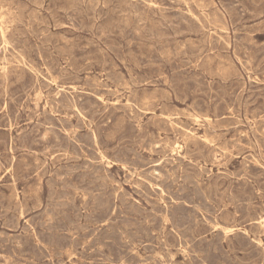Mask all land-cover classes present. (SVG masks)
<instances>
[{"label": "rangeland", "instance_id": "374dc122", "mask_svg": "<svg viewBox=\"0 0 264 264\" xmlns=\"http://www.w3.org/2000/svg\"><path fill=\"white\" fill-rule=\"evenodd\" d=\"M0 264H264V0H0Z\"/></svg>", "mask_w": 264, "mask_h": 264}, {"label": "bare ground", "instance_id": "6f19581e", "mask_svg": "<svg viewBox=\"0 0 264 264\" xmlns=\"http://www.w3.org/2000/svg\"><path fill=\"white\" fill-rule=\"evenodd\" d=\"M99 1V0H98ZM226 33V32H225ZM4 54V53H3ZM49 73V72H48ZM48 81V80H47ZM55 81V80H54ZM130 88V87H129ZM131 94V93H130ZM102 100V99H101ZM129 102V101H128ZM184 110V109H183ZM181 113V112H180ZM188 118H191V117H188ZM246 120V119H245ZM238 122V121H237ZM198 123V122H197ZM209 126V125H208ZM214 129V127H213ZM182 132V131H181ZM247 134V133H246ZM94 135V134H93ZM180 136V135H179ZM198 142V141H197ZM178 145V144H177ZM10 148V147H9ZM256 161V160H255ZM174 177V176H173ZM172 180V179H171ZM81 192V191H80ZM84 195V194H83ZM87 197V196H86Z\"/></svg>", "mask_w": 264, "mask_h": 264}]
</instances>
